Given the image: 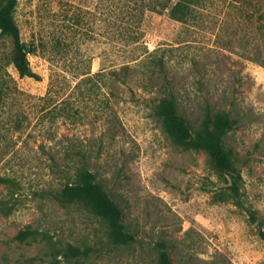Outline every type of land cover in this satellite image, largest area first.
Returning <instances> with one entry per match:
<instances>
[{
    "label": "rangeland",
    "instance_id": "rangeland-1",
    "mask_svg": "<svg viewBox=\"0 0 264 264\" xmlns=\"http://www.w3.org/2000/svg\"><path fill=\"white\" fill-rule=\"evenodd\" d=\"M173 3L18 0L39 77L0 34V264H156L158 243L173 264H264V0H194L179 19ZM170 93L178 118L161 113ZM219 126L226 168L204 146ZM81 162L128 242L85 192L56 198Z\"/></svg>",
    "mask_w": 264,
    "mask_h": 264
},
{
    "label": "trees",
    "instance_id": "trees-1",
    "mask_svg": "<svg viewBox=\"0 0 264 264\" xmlns=\"http://www.w3.org/2000/svg\"><path fill=\"white\" fill-rule=\"evenodd\" d=\"M161 5V7H167L170 5L173 0H156ZM194 0H174V3L171 7V15L176 19H179L182 14H185V9H187ZM18 0H0V34L6 35L11 38L12 41V52H11V62L14 67L17 69L20 75H28L39 77V75L32 70L29 63V53L24 41L20 37V30L16 20L14 18V11L16 8ZM150 3H141L140 7L142 12L144 8H154L149 5ZM130 5H127V8H130ZM123 8H126L123 7ZM129 11V9H127ZM121 31H130L134 27H131L130 24L124 25L120 24ZM140 41V36L136 34H123L117 42L121 46H127L134 44ZM137 58H131L125 60L121 63L120 68L128 69L130 61H134ZM162 65L163 63H159ZM116 72V71H114ZM90 78V77H88ZM167 100V103L163 104L164 110L161 113L178 118L177 115V106L176 98L174 93H170V97L164 98ZM162 106V104H161ZM223 130V127L219 126L218 129L212 130L210 132L211 138L207 143H204L207 150L215 157L216 161L226 168L228 166V157L226 152L223 150L218 138ZM205 142V141H203ZM10 177L0 176V183L10 182ZM83 191L86 194V204L88 209L95 215L102 218L108 225L109 232L114 240V242H128L133 238V235L124 229L122 224L121 216L122 209L112 199L107 191L103 188L102 184L98 180V176L95 171L92 170L87 164L81 162L74 166V170L71 174V177L68 178L64 186L60 191L55 192L56 198L59 200H65L70 195V192L74 191ZM261 235L264 238V228L261 229ZM63 250L61 254L65 258H70V256L76 255L78 250L74 245L67 243L62 246ZM157 261L156 264H173L170 258L169 252L162 243H158L157 247ZM58 260L57 258L55 259ZM54 264V263H53Z\"/></svg>",
    "mask_w": 264,
    "mask_h": 264
}]
</instances>
